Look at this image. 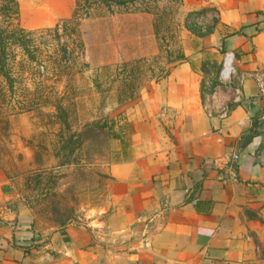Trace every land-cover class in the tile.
Here are the masks:
<instances>
[{
  "label": "crops",
  "instance_id": "0c3cea01",
  "mask_svg": "<svg viewBox=\"0 0 264 264\" xmlns=\"http://www.w3.org/2000/svg\"><path fill=\"white\" fill-rule=\"evenodd\" d=\"M182 7L204 13L208 31L112 126L107 193L88 221L38 228L0 173V264H264V98L253 79L264 0ZM228 51L242 79L206 103L201 88L217 83Z\"/></svg>",
  "mask_w": 264,
  "mask_h": 264
},
{
  "label": "rangeland",
  "instance_id": "374dc122",
  "mask_svg": "<svg viewBox=\"0 0 264 264\" xmlns=\"http://www.w3.org/2000/svg\"><path fill=\"white\" fill-rule=\"evenodd\" d=\"M17 2V23L30 30L62 25L75 6V0ZM4 5L0 1L2 22L7 19ZM142 5L94 6L77 25L68 26V31L78 27V37L37 39L34 62L15 49L12 89L0 78V173L31 210L38 228L88 221V210L104 204L113 144L97 127L106 122L112 128L141 91L161 81L197 43L192 35L208 31L204 13L185 14L180 0L161 3L165 10L156 33L154 15L140 11ZM65 41L73 50L70 67L59 77L51 68L38 72L37 64L53 59ZM222 65L223 60L217 83L201 88L204 102L225 83L219 75ZM215 66L211 63L205 80L213 78ZM85 124L93 131L79 137Z\"/></svg>",
  "mask_w": 264,
  "mask_h": 264
},
{
  "label": "trees",
  "instance_id": "16d2710c",
  "mask_svg": "<svg viewBox=\"0 0 264 264\" xmlns=\"http://www.w3.org/2000/svg\"><path fill=\"white\" fill-rule=\"evenodd\" d=\"M4 1L5 5L2 8L7 10L6 21L0 20V78L8 84L11 89L14 87L16 82V75L13 73V69L16 61L15 49L23 54L27 60L35 61L37 60V53L39 52L38 44L36 40L44 37V35L54 34L55 39L65 40L70 39L71 35L77 34L79 36V30L77 26L72 27L68 31V26L71 24H78L81 17L90 14V9L94 6L101 5L108 10H112L114 7H128L135 3L143 4L140 11L151 12L154 15V28L156 33H158V18H162L161 3L166 1V3L176 4L180 0H75V6L71 17L66 19L62 25H56V27L40 29V30H30L25 29L17 23L18 15V2L17 0H0ZM72 22V23H71ZM188 27V26H187ZM58 54L53 55V59H42L38 64L36 69H43V73H48V68H51L54 75L59 77L64 73V69L70 67L73 50L69 48L67 41L61 44L57 50ZM49 57V56H48ZM184 58V55L183 57ZM49 62L50 65L46 62ZM203 98V97H202ZM98 133L103 136L112 137L111 124H101L97 127ZM92 132L93 130L89 128L88 124L83 125L79 130V137L85 132Z\"/></svg>",
  "mask_w": 264,
  "mask_h": 264
},
{
  "label": "built area",
  "instance_id": "2783aa9c",
  "mask_svg": "<svg viewBox=\"0 0 264 264\" xmlns=\"http://www.w3.org/2000/svg\"><path fill=\"white\" fill-rule=\"evenodd\" d=\"M227 58H230L228 69H226V59ZM234 59H235V56H234L233 52L228 51L225 53L224 58H223V65H222V68L220 70L219 75H220V79L223 82H225L226 84L231 83L234 78L235 79L237 78L239 81H241V79H242L241 77L238 78L236 75V68H235V64H234ZM224 67H225V74L223 75ZM253 79H254V82L257 86L258 94L264 98V67L256 70L253 73ZM238 94H239V90L236 89L235 98H238ZM205 109H207L209 114L211 113L210 112L211 108H209V106L207 104H205ZM227 114H228L227 108H222V110L219 112V116L221 118L227 117ZM237 157H238L237 154H232V155H226L225 158H226V161H229L230 159H235ZM218 162H219L218 158L213 159V165H218Z\"/></svg>",
  "mask_w": 264,
  "mask_h": 264
},
{
  "label": "bare ground",
  "instance_id": "6f19581e",
  "mask_svg": "<svg viewBox=\"0 0 264 264\" xmlns=\"http://www.w3.org/2000/svg\"><path fill=\"white\" fill-rule=\"evenodd\" d=\"M229 62H230V58L226 59V69L229 68ZM225 74V67H224V71H223V75Z\"/></svg>",
  "mask_w": 264,
  "mask_h": 264
}]
</instances>
